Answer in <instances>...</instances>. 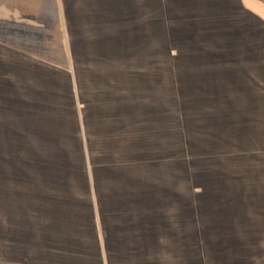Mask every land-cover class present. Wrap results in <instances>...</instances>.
I'll return each mask as SVG.
<instances>
[{"label":"rangeland","instance_id":"obj_1","mask_svg":"<svg viewBox=\"0 0 264 264\" xmlns=\"http://www.w3.org/2000/svg\"><path fill=\"white\" fill-rule=\"evenodd\" d=\"M152 2L151 61L82 60L76 75L64 37L0 34L64 73L30 95L12 87L20 72L0 70V264H226L264 251V45L201 44L222 38L215 25L194 44L176 4ZM249 3L256 17L264 0Z\"/></svg>","mask_w":264,"mask_h":264},{"label":"crops","instance_id":"obj_2","mask_svg":"<svg viewBox=\"0 0 264 264\" xmlns=\"http://www.w3.org/2000/svg\"><path fill=\"white\" fill-rule=\"evenodd\" d=\"M165 1L176 4L173 12L177 11L176 15L181 18V21L179 20L181 23L179 27H183L181 31L185 29V32L189 31L188 37L192 42L194 39L196 44L200 41H196L195 37L200 30H204L203 26L211 29L215 25L216 32L222 38L212 37L209 41H202L201 44H211L215 39L225 40L226 43L231 41L234 44L237 41L241 47L247 46L248 53L252 45H264L263 3L258 5L259 8L257 5L252 7V12L257 15L253 17L249 10V0ZM153 4L152 0H0V34L3 39H9L14 35L7 34L15 29L19 32L43 29L50 30L48 36L54 34L64 37V48L72 66L76 68V75L77 68L83 65L82 60L86 66L91 67L112 65V63H141L153 60L152 56L155 52ZM29 53L33 52L0 43V70L3 71L2 74H11L10 79H13V72H20L12 85L15 87L14 91L20 90L24 94L34 95L44 83L43 77L61 76L64 73L61 71L59 74L50 63L37 60ZM19 101L25 102L26 99L20 97ZM5 107L7 108V105ZM79 108L82 116L85 106L79 105ZM93 193L94 208L99 210L94 213V218L97 225H100L102 238H98L103 242L101 251H109L110 249L104 244L107 240L103 232L106 224L105 208L101 207L100 198L98 201L99 192L93 189ZM131 197L136 198L134 195ZM117 201L122 202L121 199ZM108 255L109 252H106V256ZM225 263L264 264V251L256 249L253 253L232 260L227 257Z\"/></svg>","mask_w":264,"mask_h":264}]
</instances>
